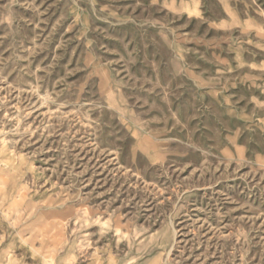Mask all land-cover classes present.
<instances>
[{"label":"rangeland","instance_id":"374dc122","mask_svg":"<svg viewBox=\"0 0 264 264\" xmlns=\"http://www.w3.org/2000/svg\"><path fill=\"white\" fill-rule=\"evenodd\" d=\"M0 264H264V0H0Z\"/></svg>","mask_w":264,"mask_h":264}]
</instances>
